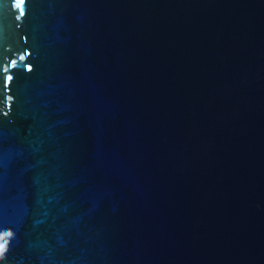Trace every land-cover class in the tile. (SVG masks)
<instances>
[{
	"label": "water",
	"instance_id": "95a60500",
	"mask_svg": "<svg viewBox=\"0 0 264 264\" xmlns=\"http://www.w3.org/2000/svg\"><path fill=\"white\" fill-rule=\"evenodd\" d=\"M0 224V264H264V0H0Z\"/></svg>",
	"mask_w": 264,
	"mask_h": 264
},
{
	"label": "clouds",
	"instance_id": "9594fccd",
	"mask_svg": "<svg viewBox=\"0 0 264 264\" xmlns=\"http://www.w3.org/2000/svg\"><path fill=\"white\" fill-rule=\"evenodd\" d=\"M8 234L11 235V231L10 230H9ZM2 257H3V248L0 247V258H2Z\"/></svg>",
	"mask_w": 264,
	"mask_h": 264
},
{
	"label": "snow or ice",
	"instance_id": "6c2138e0",
	"mask_svg": "<svg viewBox=\"0 0 264 264\" xmlns=\"http://www.w3.org/2000/svg\"><path fill=\"white\" fill-rule=\"evenodd\" d=\"M17 7H19V5H17ZM4 227L3 224H0V229H2Z\"/></svg>",
	"mask_w": 264,
	"mask_h": 264
}]
</instances>
